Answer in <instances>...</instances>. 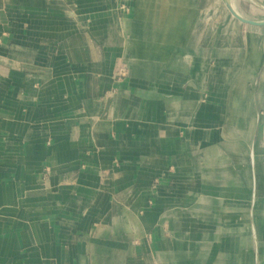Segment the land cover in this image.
<instances>
[{"label":"crops","instance_id":"crops-1","mask_svg":"<svg viewBox=\"0 0 264 264\" xmlns=\"http://www.w3.org/2000/svg\"><path fill=\"white\" fill-rule=\"evenodd\" d=\"M230 6L264 22L0 0V264H264V25Z\"/></svg>","mask_w":264,"mask_h":264},{"label":"water","instance_id":"water-1","mask_svg":"<svg viewBox=\"0 0 264 264\" xmlns=\"http://www.w3.org/2000/svg\"><path fill=\"white\" fill-rule=\"evenodd\" d=\"M230 10L232 12V14L241 22L246 23V24H250V25H254V26H262L264 25V22H256V21H251L248 19H245L243 17H241L240 15H238L234 9L230 6ZM263 140H264V122H263Z\"/></svg>","mask_w":264,"mask_h":264},{"label":"rangeland","instance_id":"rangeland-1","mask_svg":"<svg viewBox=\"0 0 264 264\" xmlns=\"http://www.w3.org/2000/svg\"><path fill=\"white\" fill-rule=\"evenodd\" d=\"M249 9H250V8L248 7V8H247V12H248V11H251V12H253V14H255V15L258 16V17H262V16H264V13H262V12L256 10V9H253V8H251V10H249Z\"/></svg>","mask_w":264,"mask_h":264},{"label":"bare ground","instance_id":"bare-ground-1","mask_svg":"<svg viewBox=\"0 0 264 264\" xmlns=\"http://www.w3.org/2000/svg\"><path fill=\"white\" fill-rule=\"evenodd\" d=\"M231 3V2H230ZM263 122H264V119H263ZM263 144H264V140H263Z\"/></svg>","mask_w":264,"mask_h":264}]
</instances>
